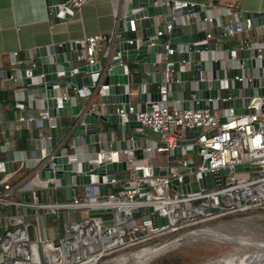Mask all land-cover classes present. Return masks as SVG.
Returning a JSON list of instances; mask_svg holds the SVG:
<instances>
[{
	"label": "built area",
	"instance_id": "built-area-1",
	"mask_svg": "<svg viewBox=\"0 0 264 264\" xmlns=\"http://www.w3.org/2000/svg\"><path fill=\"white\" fill-rule=\"evenodd\" d=\"M86 1L69 0V3L72 8H80ZM155 2L170 3L168 13L154 17L155 36L168 32L172 20L183 27L191 26L194 21L200 19L198 11L194 9L180 15L174 14L176 9L194 6V1ZM235 2L236 0H210L208 4H198L204 11L201 18L204 25L201 28L192 27L190 31L202 29L204 37L191 43H212L210 49H205L203 53L201 51V57L220 60L217 77L225 78L227 87L237 86L239 96H243L246 86L252 85L255 76H258L263 93L258 94L253 86V94L241 113H234L232 107L223 105V100L228 98V95L227 92L220 94V87L216 97L205 98L204 107L185 108L179 98L172 99L169 104L170 84L179 79V71L189 69L192 51L188 48V42L178 41L172 47L166 40L163 43L165 52L158 53L153 63H163L162 78L156 85L159 98H147L151 105L156 106L150 109L140 108L128 101L116 103L113 109L121 117H128L135 112L142 126H147L157 133L159 139H151L140 146L139 156L135 149L114 148L109 141L107 146L102 144L87 157L95 158L97 163L125 160L126 168L106 182L112 186L114 182H119L120 186L113 190L101 192L98 187L84 185V191L81 193L77 186L72 185L71 196L68 198L59 199L49 194L46 200L40 201L35 198V191L31 190L30 200L13 199L9 196L8 190L11 186L7 174L0 176V207H30L36 215V221L50 217L56 222L58 230L57 236H43L37 223L34 236L30 233L32 218L27 211L22 210L17 214H4L0 211V222L3 223V231L0 233V264H97L109 254L145 244L158 235L176 230L185 224L232 211H243L255 205L264 207V65H261V59L264 58V39L261 38L264 37V23L257 26L260 37L253 40L247 39V32L254 27L249 16L243 17L241 21L224 23L223 16L236 12ZM128 14L115 12L116 22L119 19L125 22ZM128 20L130 30L136 31L141 19L129 17ZM241 32L246 35L240 38L237 46L231 44L230 48L222 47L225 36ZM117 36L118 29L115 27L110 34L94 33L76 39L75 41L81 44V48L76 52L77 59L94 63L98 60L99 52L100 55L107 56ZM246 47L249 49L248 55L245 54ZM185 52L186 58L182 57ZM12 53L16 54L15 51ZM172 53L181 56L166 59V55ZM246 58H253L254 64L246 66ZM226 60H229L228 64ZM174 62L175 70L172 66ZM32 66H35V62H32ZM124 66L127 71L126 65ZM234 67L239 68L240 73L227 76V69L232 70ZM105 71L106 68L100 64L89 72V85H72L73 93L68 90L58 91L54 97L56 106H61L62 100L66 98L74 101L77 97L88 96L91 99L106 94L108 84L102 81ZM18 73L19 69L17 72H11L9 77L15 81L20 75ZM208 75V67L204 70L196 69V75L188 77L184 82L193 87L196 86L197 80L210 78ZM139 91L148 93L146 82L139 83ZM37 116L39 120L47 119V127L54 126L55 118L49 116L45 108L39 110ZM220 117H223V120H220ZM17 118L31 121L35 116L29 112ZM193 127L196 134L191 136L189 142L181 144L179 152L175 153L177 140L187 138L186 131ZM56 151L58 149H53L50 145H43L38 162L31 166L34 174L40 179L38 185L41 188L53 190L62 186L57 178L41 179L38 169H35L38 163ZM189 151L197 155V160L187 158ZM78 157L76 152L67 150L63 154V160L73 162L69 174L83 171V160L80 161ZM242 162H247L249 167L234 168ZM154 167L158 169L157 172L153 171ZM172 167L176 169L169 170ZM161 168H164L165 172H159ZM221 168H226L227 171L220 173ZM208 172H211L213 184L199 187L197 191H178L168 186L173 178L181 185L196 180L197 173L205 176ZM211 207L216 209L212 210ZM90 209L102 210L90 212ZM82 212L87 214L82 216ZM159 218L164 220L159 221Z\"/></svg>",
	"mask_w": 264,
	"mask_h": 264
},
{
	"label": "water",
	"instance_id": "water-1",
	"mask_svg": "<svg viewBox=\"0 0 264 264\" xmlns=\"http://www.w3.org/2000/svg\"><path fill=\"white\" fill-rule=\"evenodd\" d=\"M156 0H121L129 4L133 10L126 17L125 26L123 29L118 30V36L112 44L107 56L100 55L98 60L94 63H77L72 64L70 58L67 56V51L72 50V59L79 60L76 57V52L81 48V44L75 40H62L57 43L50 44L47 47L48 53L51 55V59L47 61H41L35 66H29L19 69L21 78H24L27 84L33 85L36 89L39 98L42 99L43 108L48 112L51 117L61 116L64 114V110L69 106V121L70 132L72 133L74 143L84 141L85 143L96 142L99 140V132L97 130V123H109L115 126L118 130H127L133 128L131 131V137L124 139L120 143L121 148H135L139 145V137L144 133L139 129L142 127L140 120L137 118V114L131 113L128 117L119 116L116 112L110 110H101L99 102L94 101V97L86 102L72 100L66 98L62 100L61 106H56L55 95H57L59 88H64L68 84L76 87L82 85H89L90 78L89 72L97 68L100 64L106 68L102 81L108 84L107 93L100 97L105 105L126 103L129 101L128 86L132 83L131 74L125 71L127 62L136 61V70L142 72L148 65L153 64L156 61L158 53L165 52L163 43L167 40L168 45L174 47L178 41L188 42V48L192 51V60L189 62V69H202L208 67L209 77L199 79L196 82V86L190 87L187 83L185 88L181 89L182 81H186L188 74L186 70L178 72V80L172 81L170 84V96L172 99L179 98L181 105L185 108H197L205 106V98L216 97L218 94V88H226L227 80L225 78L217 77V69L220 66V60L218 58H205L201 57V51L210 49L212 43L206 44H192L194 40H199L204 37L202 29L195 31H182V27L175 23V20L171 21V28L168 31V37L155 36V16L165 15L170 11V3L165 2L158 4ZM45 5L49 8V12L55 22L65 21L73 14V8L69 3V0H44ZM197 10L199 17L204 15L203 9L198 4L194 6H186L180 9H176L175 15L183 14L190 10ZM249 16L251 18L252 26H258L264 23V9L244 11L243 17ZM140 18L142 24L136 31L130 30V23L128 18ZM223 47L230 48V43H224ZM245 47V45H244ZM255 52V50H254ZM245 54H249V49L245 48ZM181 55L177 53L167 54L166 59H176ZM187 53H183L182 57L186 58ZM246 66L254 64L253 58L245 59ZM261 65H264V58L261 59ZM173 69H176V62L173 63ZM58 72H62L58 75ZM248 73V69H246ZM11 69H0V74L9 76ZM239 74V68H232V74ZM258 74H261V66L258 67ZM253 86L256 88L258 94L263 93V87L259 85L258 76L252 79V85L246 86L243 90V96L238 95V88L227 87L226 92L228 98L223 100V105L232 107L234 113H241L244 110V105L248 102L249 97L253 94ZM90 87V86H89ZM27 89L23 90V96L27 97ZM138 98L145 103V108L150 109L155 107L156 104L151 105L149 100H157L159 93L157 90L153 91H139ZM164 104V103H163ZM223 120V117H220ZM42 124L47 126V119H42ZM187 138H180L177 140V146L174 148V152L178 153L181 144L189 142L191 136L196 134V129L193 127L186 131ZM195 146H193V151ZM66 152V144H63L56 153L46 158L44 161L38 163L35 169H38V175L42 178L54 177L58 179L60 185L65 188L66 197L71 196L72 185H85L91 186L92 182L96 184L106 183L109 178L115 177L120 171L126 168V162L124 159L119 161H105L96 162L95 158H87L82 161L83 171L70 173L72 168V161L63 160V154ZM247 162L238 163L235 165V169L248 168ZM175 167L169 170H175ZM157 168L154 167L153 171L157 172ZM226 168L219 169L220 173L226 172ZM159 172H165L164 168L159 169ZM69 176V182L67 177ZM213 184L211 178V172H208L205 176L201 173H197V179L179 185L175 178L171 179L168 183L169 187L182 191H197L199 187L209 186ZM98 187L97 185H93ZM120 186L119 182L113 183L114 188ZM149 209H152L149 207ZM215 210L216 207H211ZM102 209H90V212H99ZM164 218H159V221Z\"/></svg>",
	"mask_w": 264,
	"mask_h": 264
},
{
	"label": "crops",
	"instance_id": "crops-1",
	"mask_svg": "<svg viewBox=\"0 0 264 264\" xmlns=\"http://www.w3.org/2000/svg\"><path fill=\"white\" fill-rule=\"evenodd\" d=\"M190 1H194L196 4H208L210 0ZM235 6L236 12L223 16L224 23L241 21L244 11L251 12L252 10L264 9V0H236ZM117 11L128 14L132 9L129 4L121 2V0H87L80 8H73V14L67 20L55 22L44 0H0V69L8 68L11 69V72H17L18 69L32 66V62H35L36 65L41 61L50 60L51 55L48 53L47 47L62 40H76L94 33L110 34L115 27L121 30L124 28L125 22L122 19L116 22L115 12ZM190 20L194 21L192 18ZM201 21L200 18L198 21H194L191 26L184 25L182 27L183 32L190 31L192 27L201 28L204 25ZM139 24H142L141 20ZM258 33L259 28L254 26L247 32V39L259 38L260 34ZM245 35V32L227 35L232 40L224 41L225 36L223 44L230 43L237 46L240 38ZM160 36L167 38L168 32ZM261 38L264 39V37ZM13 51L16 54H13ZM66 53L73 65L85 63L83 60H73L72 50H68ZM100 53L97 55L98 58ZM222 53L220 51V54ZM226 61L228 64L229 60ZM162 70L163 63H160L150 64L142 72H138L136 61H128L127 72L131 74L133 82L128 86L129 101L135 103L137 107H145V103L137 97L139 83L146 82L149 92L156 90V85L162 78ZM227 71L231 70L227 69ZM227 71V76H232V72L228 73ZM187 74L188 77L195 76L196 70L188 69ZM186 86L187 82L181 83V89ZM24 89H27L28 92L26 98L23 96ZM0 90H11L9 98L5 100L1 98L0 100V176L7 174L11 186V189L8 190L9 196L13 199L30 200L31 190L35 191V198L40 201L46 200L47 195L51 194L38 185L40 179L37 178L33 172V167H31L35 162H38L43 145H50L53 149H59L63 144H66V150L76 152L79 156L78 159L82 161L102 144L107 146L108 142L111 141L114 148H121V141L131 137L133 128H129L128 131L118 130L109 123L98 122V141L74 143L70 132L69 106L64 110L63 115L54 117V126L47 127L42 124V119L37 118V112L44 108L42 99L39 98L33 85L27 84L20 75L14 81L11 77L0 74ZM65 90L70 93L74 92L71 84L59 88L60 92ZM219 92L225 94L226 90L222 88ZM89 99L88 96H82L77 97L76 101L86 102ZM93 99L100 103L102 111H114L115 104L105 105L96 96ZM172 101L169 94L168 102L171 104ZM29 112L34 114V120L23 121L17 118L19 115H27ZM139 130L144 135L139 137V145L132 149L140 151L139 147L149 140L159 139L158 134L147 126H142ZM47 136L49 137L47 138ZM65 194L64 186H59L53 189L52 196L62 199L66 197ZM22 210L27 211L31 218H36L30 207L22 208L15 205L0 207V211L4 214H17ZM38 220L41 226L46 227L45 220ZM2 225L3 223L0 222V233L3 231ZM50 234L52 235L47 236H54V230Z\"/></svg>",
	"mask_w": 264,
	"mask_h": 264
},
{
	"label": "rangeland",
	"instance_id": "rangeland-1",
	"mask_svg": "<svg viewBox=\"0 0 264 264\" xmlns=\"http://www.w3.org/2000/svg\"><path fill=\"white\" fill-rule=\"evenodd\" d=\"M231 40L230 36L224 38V41ZM187 158L197 160V155L189 151ZM92 185H97L101 192L108 189L106 183L92 182ZM77 189L83 193L84 186L78 185ZM45 190L53 193L51 188ZM85 214L82 212V216ZM50 220V217L45 218L46 227H43L38 219L37 222L32 217L30 233L35 236V224L38 223L41 235H52L50 233L54 230L57 236V224ZM208 228H216L218 233H204L203 229ZM260 241L264 242V207L255 205L243 211H232L166 231L145 244L109 254L97 264H160L162 256L171 257L172 264H255L259 260V256H256L260 252L257 249L259 245L263 248L260 254L264 256V243Z\"/></svg>",
	"mask_w": 264,
	"mask_h": 264
},
{
	"label": "trees",
	"instance_id": "trees-1",
	"mask_svg": "<svg viewBox=\"0 0 264 264\" xmlns=\"http://www.w3.org/2000/svg\"><path fill=\"white\" fill-rule=\"evenodd\" d=\"M10 94H11V90H0V100L1 98H3V100H5L6 98H9ZM135 151H136L137 156L141 154L138 149H136ZM113 189L114 187L111 184H108V190H113ZM170 261H171V257L162 256L160 264H172Z\"/></svg>",
	"mask_w": 264,
	"mask_h": 264
},
{
	"label": "bare ground",
	"instance_id": "bare-ground-1",
	"mask_svg": "<svg viewBox=\"0 0 264 264\" xmlns=\"http://www.w3.org/2000/svg\"><path fill=\"white\" fill-rule=\"evenodd\" d=\"M92 193H93V191H92ZM215 229V230H214ZM203 231H204V233H208V234H214V233H218L217 231H216V228H208V229H203ZM261 242V241H260ZM261 243H264V242H261ZM252 244V243H251ZM255 247V246H254ZM264 247V246H263ZM257 249H259L260 250V252H261V250L263 249L260 245L257 247ZM259 250H257V251H259ZM260 252L259 253H257V255L256 256H259L258 258H259V260H258V262L257 263H255V264H264V256H262L261 254H260ZM146 256V255H145ZM252 256H253V254H252ZM138 260V259H137Z\"/></svg>",
	"mask_w": 264,
	"mask_h": 264
}]
</instances>
